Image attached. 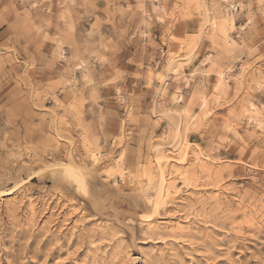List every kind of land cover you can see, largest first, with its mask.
Here are the masks:
<instances>
[{
    "label": "rangeland",
    "instance_id": "374dc122",
    "mask_svg": "<svg viewBox=\"0 0 264 264\" xmlns=\"http://www.w3.org/2000/svg\"><path fill=\"white\" fill-rule=\"evenodd\" d=\"M0 0V264H264V0Z\"/></svg>",
    "mask_w": 264,
    "mask_h": 264
},
{
    "label": "built area",
    "instance_id": "2783aa9c",
    "mask_svg": "<svg viewBox=\"0 0 264 264\" xmlns=\"http://www.w3.org/2000/svg\"><path fill=\"white\" fill-rule=\"evenodd\" d=\"M226 3H227V8L229 11H231L232 13L237 11L238 5L235 4V2H233L232 0H227Z\"/></svg>",
    "mask_w": 264,
    "mask_h": 264
}]
</instances>
